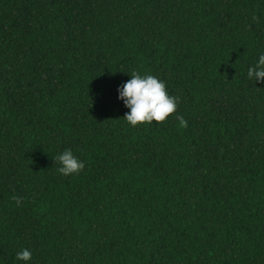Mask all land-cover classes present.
Wrapping results in <instances>:
<instances>
[{
	"label": "trees",
	"instance_id": "obj_1",
	"mask_svg": "<svg viewBox=\"0 0 264 264\" xmlns=\"http://www.w3.org/2000/svg\"><path fill=\"white\" fill-rule=\"evenodd\" d=\"M260 55L264 0H0V264H264ZM134 72L167 121L124 120Z\"/></svg>",
	"mask_w": 264,
	"mask_h": 264
},
{
	"label": "clouds",
	"instance_id": "obj_2",
	"mask_svg": "<svg viewBox=\"0 0 264 264\" xmlns=\"http://www.w3.org/2000/svg\"><path fill=\"white\" fill-rule=\"evenodd\" d=\"M259 17L253 15L252 20L259 22ZM247 78L257 83H264V55H260L255 64L248 68ZM118 98L129 109L124 120L135 128L140 125L157 124L168 120L177 112L179 97L172 96L167 91V85L156 76L132 73L131 79L118 89ZM181 127H186L187 122L182 115L176 117ZM58 163V173L65 176L80 174L85 169V162L76 157L71 149L58 153L54 159ZM16 205L21 204L19 197L13 196ZM15 260L29 264L32 252L23 249L16 253Z\"/></svg>",
	"mask_w": 264,
	"mask_h": 264
}]
</instances>
